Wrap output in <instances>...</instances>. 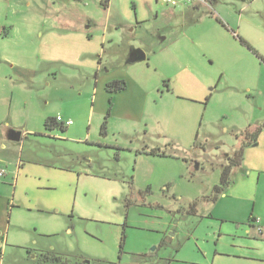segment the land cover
Segmentation results:
<instances>
[{
	"label": "rangeland",
	"instance_id": "rangeland-1",
	"mask_svg": "<svg viewBox=\"0 0 264 264\" xmlns=\"http://www.w3.org/2000/svg\"><path fill=\"white\" fill-rule=\"evenodd\" d=\"M0 130V264H264V0H0Z\"/></svg>",
	"mask_w": 264,
	"mask_h": 264
},
{
	"label": "trees",
	"instance_id": "trees-1",
	"mask_svg": "<svg viewBox=\"0 0 264 264\" xmlns=\"http://www.w3.org/2000/svg\"><path fill=\"white\" fill-rule=\"evenodd\" d=\"M111 0H102V3L108 7ZM243 44H246L244 41H241ZM128 84L126 80H114L110 81L106 84V91L110 94H118L121 92H124L127 90ZM106 122L103 126V133H106ZM44 127L47 131H53V130H60L62 132H66L67 128L62 123H59L57 121V118H48L45 120ZM245 137L247 138L246 143L243 145H240L236 148L234 151V154L231 158H229V165L226 166L221 175L220 179V185L215 187V192L217 195L221 194L227 187H229L232 184L233 178L232 175L234 174V171L240 169L243 164V157H244V151L247 146H251L257 143L259 132H256L254 134H251L249 132L245 133ZM152 156H159V157H167V154L165 152H161V150L154 149L147 153ZM254 220V218H253ZM46 258L50 259L48 256ZM48 259H45V262H38L36 264H51ZM54 262H57L59 264H68V261H64V259L60 256H53L51 258Z\"/></svg>",
	"mask_w": 264,
	"mask_h": 264
},
{
	"label": "crops",
	"instance_id": "crops-1",
	"mask_svg": "<svg viewBox=\"0 0 264 264\" xmlns=\"http://www.w3.org/2000/svg\"><path fill=\"white\" fill-rule=\"evenodd\" d=\"M43 46H44V44H43ZM40 48H42L41 47V45H40ZM53 55V54H52ZM58 57H56V58H52L53 60H55V59H57ZM57 60H60V58H58ZM20 70V72H21V75H23V77H25V78H27V77H29V76H31V73L30 72H28V70H25V69H19ZM114 80H123V79H120V77H113V78H108V80H106L105 81V83L107 82H110V81H114ZM125 80V79H124ZM126 82H127V84H128V87H127V89L130 87V84L132 83V82H129V81H127V79H126ZM98 84V83H97ZM124 92H126V91H124ZM124 92H122V93H124ZM122 93H118V94H122ZM118 94H113V95H118ZM61 117V116H60ZM57 118V117H56ZM64 121H65V119L64 118H62ZM67 128V127H66ZM8 135V134H7ZM3 133H2V131L0 130V153L1 152H5V151H7L8 150V147L5 145V144H3L2 143V141H3ZM22 139H23V135H22ZM6 210L7 209H5V207H4V204H3V202H1V196H0V244H3V242H4V231H5V223H4V219H5V214H6Z\"/></svg>",
	"mask_w": 264,
	"mask_h": 264
},
{
	"label": "built area",
	"instance_id": "built-area-1",
	"mask_svg": "<svg viewBox=\"0 0 264 264\" xmlns=\"http://www.w3.org/2000/svg\"><path fill=\"white\" fill-rule=\"evenodd\" d=\"M208 0H161L162 5L170 6V7H178L182 4H190L194 2L206 3ZM57 121L62 123L64 126H72V121H64L62 117L58 116ZM7 175L6 169L0 164V180L3 179Z\"/></svg>",
	"mask_w": 264,
	"mask_h": 264
},
{
	"label": "water",
	"instance_id": "water-1",
	"mask_svg": "<svg viewBox=\"0 0 264 264\" xmlns=\"http://www.w3.org/2000/svg\"><path fill=\"white\" fill-rule=\"evenodd\" d=\"M146 60V56L143 52L139 51V53L135 56L134 61H144ZM8 139L11 142H20L22 140V133L18 131H10L8 134Z\"/></svg>",
	"mask_w": 264,
	"mask_h": 264
}]
</instances>
